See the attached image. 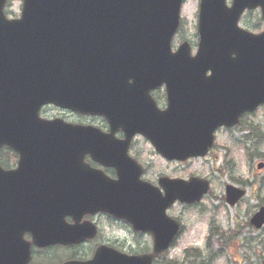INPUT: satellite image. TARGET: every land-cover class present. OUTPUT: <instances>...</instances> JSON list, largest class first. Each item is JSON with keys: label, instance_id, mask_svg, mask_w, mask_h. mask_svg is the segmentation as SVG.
<instances>
[{"label": "water", "instance_id": "water-1", "mask_svg": "<svg viewBox=\"0 0 264 264\" xmlns=\"http://www.w3.org/2000/svg\"><path fill=\"white\" fill-rule=\"evenodd\" d=\"M183 2L23 0L21 19L10 21L7 0H0V149L20 154L18 170L0 167V264L29 263L27 233L39 247L82 242L86 229L67 225L66 217L78 221L95 212L153 233L157 255L168 250L179 225L166 211L176 201H200L208 185L163 179L164 196L139 180L129 141L141 134L170 161L204 157L218 128L264 105V32L254 36L238 27L248 9L261 8L264 19V0H235L231 9L226 0H201L195 58L187 44L172 53ZM163 85L165 112L150 97ZM47 105L103 116L128 141L44 121ZM87 155L115 168L119 180L90 169ZM244 196L228 187L231 206ZM252 225L264 226V208ZM85 264H151V258L100 250Z\"/></svg>", "mask_w": 264, "mask_h": 264}, {"label": "rangeland", "instance_id": "rangeland-1", "mask_svg": "<svg viewBox=\"0 0 264 264\" xmlns=\"http://www.w3.org/2000/svg\"><path fill=\"white\" fill-rule=\"evenodd\" d=\"M233 0H228L231 7ZM200 0H186L182 10V25L173 42L177 50L184 42H189L192 54L199 44ZM6 11L10 19L20 18L22 0H8ZM240 27L258 35L263 32L261 10L244 14ZM60 118L70 124H83L100 128L105 120L98 117H80L60 110L50 109L43 118ZM241 129L221 131L217 136V148L212 156L184 164L163 160L153 148L144 145L136 155L145 169L144 180L157 186L160 178L190 181L198 179L210 184L209 195L194 207L177 204L169 211L170 217L178 220L184 228L174 248L165 255L162 262L173 261L186 264L188 253L198 249L201 254L211 255L221 251V257L213 262L201 264H263L264 229H249L248 224L255 213L264 205V108L254 116L246 117ZM245 131H249V141ZM142 144L137 146L138 148ZM232 185L247 191V197L235 207H229L225 200L226 187ZM214 228V229H213ZM211 229L221 234L211 237ZM108 238L124 244L125 249L148 252L150 238L144 237L140 247L133 241L131 233L124 229H108ZM211 239L212 248L207 247ZM223 246H221V244ZM143 248V249H142ZM190 254V253H189ZM187 257V258H186ZM196 264V263H194Z\"/></svg>", "mask_w": 264, "mask_h": 264}, {"label": "flooded vegetation", "instance_id": "flooded-vegetation-1", "mask_svg": "<svg viewBox=\"0 0 264 264\" xmlns=\"http://www.w3.org/2000/svg\"><path fill=\"white\" fill-rule=\"evenodd\" d=\"M151 96L155 101L156 105L161 110L165 111L167 109L168 98L165 87L153 91L151 93ZM50 109L58 110L54 107L48 106L44 108L42 117L44 112H48ZM63 112L67 113L66 111ZM257 112L245 114L241 118L240 123L237 127L230 129L229 128L219 129L217 131V136L221 131L229 132V131H235L237 129H241L244 124L243 120L246 117L254 116ZM80 117H85V116H80ZM44 119L55 120L59 118L56 117L53 119H48L44 117ZM77 125H83V124H77ZM99 129L102 131V133L106 135H111L112 133V128L106 123V121H105V126H101ZM114 139L120 143L126 142L127 137L125 131L123 129H119L117 132H115ZM140 143L142 145L137 150V146ZM144 145H147L150 148H152L151 143L147 139L138 135L131 140L128 149V154L130 158H132L137 164L141 166H143L142 163L140 162L139 158L134 154H137V152L140 151V149H142ZM216 148H217V141L210 154H212ZM0 157L5 161V163L10 162V165H7L9 167L8 170L10 169L15 170L18 167V163L20 161V155L15 150L11 148L10 149L3 148L0 150ZM85 163L88 164L92 169L96 171H101L110 180L113 181L118 180V173L115 168L102 166L100 163L94 161L90 156H87L85 158ZM144 174H146L145 169H144ZM65 221L69 226L79 225L85 228L86 233L89 234V236L84 238V240L80 243H74L68 245L54 244L46 247H38L34 243L33 236L27 233L24 236V240L30 244V260L28 264L90 263L95 259L98 251L101 250L102 248H106L108 250H114L126 257L139 258V257L151 255L153 253L152 249L154 246V239L151 235L138 233L134 231V229L127 222L118 220L107 213L95 212L92 214H85L78 221L74 217H66ZM250 224H251V220L248 224V228L253 229L252 227H250ZM108 229L111 230L124 229L125 232L131 233L133 241H135L138 245H140V247L145 246V244L142 243L143 238L149 237L150 238L149 243H151V249H149L148 252H145L144 250L143 251L127 250L123 248L124 244H120L118 241L117 243L113 242L110 240V238H108V235L106 233ZM222 244L221 246H223ZM207 247L209 249L212 248L211 241H209ZM193 251L198 252L199 250L198 249L191 250L189 252L190 254L188 253V258L186 257L188 261L186 262V264H194V263L201 264L202 263L201 261H204V263H206V261H210V260H211L210 262H213L215 259L212 258L221 257V251L217 252V254H211V255L191 253ZM164 258L165 257L155 258L153 260V264H171V261L164 260L162 262ZM173 264H177V263L174 262Z\"/></svg>", "mask_w": 264, "mask_h": 264}, {"label": "trees", "instance_id": "trees-1", "mask_svg": "<svg viewBox=\"0 0 264 264\" xmlns=\"http://www.w3.org/2000/svg\"><path fill=\"white\" fill-rule=\"evenodd\" d=\"M7 14V13H6ZM0 162H1V165L3 166V167H6L7 165H10V162H6L5 163V161H3L2 159H0ZM8 167V166H7Z\"/></svg>", "mask_w": 264, "mask_h": 264}]
</instances>
